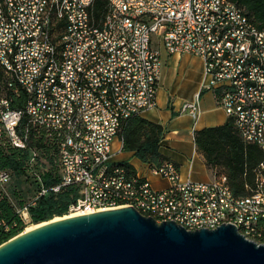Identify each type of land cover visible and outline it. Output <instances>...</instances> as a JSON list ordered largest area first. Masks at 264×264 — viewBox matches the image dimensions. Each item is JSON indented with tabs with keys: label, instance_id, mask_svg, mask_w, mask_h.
<instances>
[{
	"label": "built area",
	"instance_id": "2783aa9c",
	"mask_svg": "<svg viewBox=\"0 0 264 264\" xmlns=\"http://www.w3.org/2000/svg\"><path fill=\"white\" fill-rule=\"evenodd\" d=\"M96 1L0 0V68L14 95L26 97L16 110L0 95V146L29 152L40 184L31 205L48 193L38 163L49 149L60 176L53 191L77 189L69 213L132 207L189 231L233 225L263 244L264 159L247 196L235 195L224 175L182 181L172 162L150 169L169 182L158 190L113 162V143L125 120L157 108L164 50L204 61L201 90L181 113L198 121L201 94L215 92L264 157V31L231 0H109L101 16ZM12 182L0 172L3 192Z\"/></svg>",
	"mask_w": 264,
	"mask_h": 264
},
{
	"label": "water",
	"instance_id": "95a60500",
	"mask_svg": "<svg viewBox=\"0 0 264 264\" xmlns=\"http://www.w3.org/2000/svg\"><path fill=\"white\" fill-rule=\"evenodd\" d=\"M0 246V264H264L233 225L189 231L132 207L59 217Z\"/></svg>",
	"mask_w": 264,
	"mask_h": 264
},
{
	"label": "trees",
	"instance_id": "16d2710c",
	"mask_svg": "<svg viewBox=\"0 0 264 264\" xmlns=\"http://www.w3.org/2000/svg\"><path fill=\"white\" fill-rule=\"evenodd\" d=\"M242 7L258 28L264 31V0H231ZM109 0H97L95 13L103 15ZM10 81L0 68V95H5L12 102V108L25 110L26 97L20 92L14 95L9 86ZM27 118L23 119V125ZM165 129L162 125L151 122L142 116H134L125 120L118 136L123 143V151L133 152L135 157L149 166V169L171 162L160 149ZM195 143L198 151L204 156L206 165L216 177H227L228 184L237 196H247L255 181L256 170L264 157L257 145L248 144L239 135L234 122L228 120L224 125L208 127L195 132ZM43 161L38 163L42 168V184L48 190L34 206L32 202L37 195L39 182L32 175L29 166V152L21 151L9 145L0 146V172L8 171L14 178L26 177L35 186V196L28 205L31 221L39 225L54 218L69 214V209L75 203L78 193L74 187H63L58 193L53 188L60 183L59 166L54 154L49 149L43 151ZM132 173L135 168L127 163H117ZM13 183V182H12ZM11 186V185H10ZM32 188V186H31ZM18 193H7L0 188V246L24 232L26 225L20 209L14 202Z\"/></svg>",
	"mask_w": 264,
	"mask_h": 264
},
{
	"label": "crops",
	"instance_id": "0c3cea01",
	"mask_svg": "<svg viewBox=\"0 0 264 264\" xmlns=\"http://www.w3.org/2000/svg\"><path fill=\"white\" fill-rule=\"evenodd\" d=\"M162 60L164 66L158 88L157 108L141 116L164 127L165 134L160 151L178 167L182 181L212 182L215 175L207 167L204 156L197 149L195 132L224 125L229 119L218 106L216 93L212 91L201 94L202 114L198 121L187 113L182 114L183 105L194 101L201 90L204 61L192 55L170 56L164 50ZM113 162L131 164L139 175L158 190L169 186L167 180L156 179L149 166L136 158L133 152L123 151L120 137L113 143ZM154 180L156 183L165 182V187L157 188Z\"/></svg>",
	"mask_w": 264,
	"mask_h": 264
},
{
	"label": "rangeland",
	"instance_id": "374dc122",
	"mask_svg": "<svg viewBox=\"0 0 264 264\" xmlns=\"http://www.w3.org/2000/svg\"><path fill=\"white\" fill-rule=\"evenodd\" d=\"M156 179H160V178L156 177ZM154 183L157 188L165 187V182L156 183V180H154ZM35 190H36L35 186H33L31 182L26 179V177L14 178L13 183L11 184V186H9V191L11 194H13L14 192L18 193L17 197H14V202L17 204V206L21 211L20 213L25 222L26 228L28 226L34 225V223H32L31 221V216L29 214V211L27 216L23 214V211L25 209V206L31 203L33 197L35 196ZM21 204H24L25 206L22 207Z\"/></svg>",
	"mask_w": 264,
	"mask_h": 264
},
{
	"label": "bare ground",
	"instance_id": "6f19581e",
	"mask_svg": "<svg viewBox=\"0 0 264 264\" xmlns=\"http://www.w3.org/2000/svg\"><path fill=\"white\" fill-rule=\"evenodd\" d=\"M89 213L87 212H82V211H77V212H71L69 213L68 215H66L65 217H76V216H80V215H87ZM56 220H59L60 218H55ZM39 225H32V226H28L26 229H25V232H29L33 229H36L37 227H39Z\"/></svg>",
	"mask_w": 264,
	"mask_h": 264
}]
</instances>
